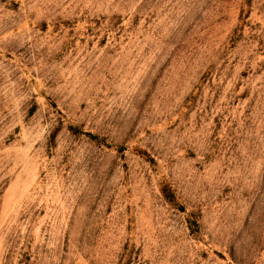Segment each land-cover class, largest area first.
<instances>
[{
  "label": "rangeland",
  "instance_id": "rangeland-1",
  "mask_svg": "<svg viewBox=\"0 0 264 264\" xmlns=\"http://www.w3.org/2000/svg\"><path fill=\"white\" fill-rule=\"evenodd\" d=\"M0 264H264V0H0Z\"/></svg>",
  "mask_w": 264,
  "mask_h": 264
},
{
  "label": "trees",
  "instance_id": "trees-1",
  "mask_svg": "<svg viewBox=\"0 0 264 264\" xmlns=\"http://www.w3.org/2000/svg\"><path fill=\"white\" fill-rule=\"evenodd\" d=\"M70 128L73 129L74 131H79V129L76 128V127L70 126ZM166 197L168 198V200H169L170 202H172V203H174V204H177V200H176V198H175L174 193L169 192V193L166 194Z\"/></svg>",
  "mask_w": 264,
  "mask_h": 264
}]
</instances>
